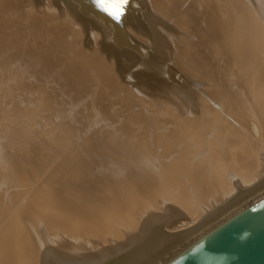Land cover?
I'll return each instance as SVG.
<instances>
[{
  "label": "bare ground",
  "instance_id": "obj_1",
  "mask_svg": "<svg viewBox=\"0 0 264 264\" xmlns=\"http://www.w3.org/2000/svg\"><path fill=\"white\" fill-rule=\"evenodd\" d=\"M83 1H86V0H44V1H42V3H44L45 5H46V3H48V4L51 3L54 7L53 9L51 8L53 10L52 13H54V15L60 14V16H57L58 18L56 17L57 19H60L62 12H66L67 16L68 15L72 16L71 14H74V13H75V15L79 16L80 15V13H79L80 8L78 7V5L82 4ZM87 1H89V0H87ZM93 1H96L97 3L99 2V4L102 5L104 7V9H106L105 13L100 15V13L98 14L96 12L97 14H95V16L93 14H92L93 16H90V15H89L90 17L87 16L88 17L87 25L90 26L89 29L85 30L84 27H82L80 24H78V22L75 23L80 28V31H79L80 35H82L85 31L89 32V34H92L91 38H88V37L86 38V40L87 39H89V41L91 40L90 43H88V45L90 44L89 45V47H90L92 44V47H90V48L88 47V50L84 49L85 54L83 53V55H80V54H78V52H76V49L74 48L75 46H72V45H74V43H73L74 41L70 40V46L73 47L75 50V51H73V53L75 55L77 54L76 56L78 57V59H76V60L83 61L82 62L83 64H77L78 62L76 63L75 62L76 60L73 61L71 57H68V58H70V60L75 62L72 65H70L68 63L64 64V61H63L64 59L63 60L57 59L56 63H53L52 61H50V62H47V64L56 65V67L58 66V68L60 67V70L61 71L63 70L65 72V77L68 76V79H69V81H71V85L74 89H76V88H79V89L90 88L93 85V83L96 82V85L98 84V91L100 93L99 96H104V95L110 93L111 91H113L109 87L108 88L106 87L107 80L109 79L110 82L115 83V84L117 83V87H119L118 85H120V87L118 89L125 91L123 93L125 94V96L129 100L133 98L134 91H142V92H146V94L148 92L151 95V97L153 96L156 99V101L161 100L163 97L165 99V96L169 97V99L172 100V101L171 100H169V101H171V103L173 102L175 104V106L177 105L176 106L177 109L173 105V107L175 109L172 108V112H171L172 116L174 115L175 118H178V122L183 125V127L181 126L180 128L175 129L176 135H174L177 137V141L180 142V146L179 147L177 146L179 148V154H177V155H179L182 170L185 171V174H186V172H188L190 183L197 181L198 184H200V186L195 184L196 186L194 185L195 186L194 190L190 191L188 189L189 185L187 186L184 183V180L186 181V179H182V176H174V177H161L160 176V177H157L156 174H153L156 176V177L153 176L154 178L152 176H150L152 178H140V177L136 178V179H116L115 178L116 179L115 180L112 176H110L113 178V180H98V181H88L87 180L86 181V180H84L85 178H83L84 173L82 174L81 171H78L79 168H77L78 170H75V167H73L74 162H76L78 160L74 159V161H73V159L70 156H67L66 159H68V157H70L71 159L68 160L69 162L68 161L66 162L64 160L66 163L64 161H62L61 165L65 164V165H63L66 167V169H65V167H63L64 171L67 170L68 167H69L68 168L69 170L71 169L70 170L71 173H69V175L67 176L69 178L70 182L66 181L67 184L69 185L68 187H66L67 184H64V186L62 185V183H61L62 186L61 185L59 186L58 184H56V181L58 183L59 182L58 179H61V177H60L61 175L59 174L60 176L58 175L59 178H57L58 176L56 177V181H54L55 179L52 180L55 182L54 184H53V182L51 183L52 186L50 184L48 185V183L51 182V180H50V182L48 181V183H44L46 181H43V183H41L40 186H35V187L31 188L30 187L31 185L29 184L31 181V179H29V173H31V171H32L31 168L34 166H31L29 169L28 166H29L30 162H29V160L26 159V157L31 156V155L33 156L34 150H36V153H38L39 150L37 151V149H35V146L38 147L40 145V144H37V142H39V141H37V142L33 141L32 137L33 136L35 137L36 135H38L37 133L39 131H37V132L33 131L31 133L26 134L27 140H25L23 138L24 133L20 134V135H22V137L18 136L17 138L20 139V137H21L26 142L23 144L24 149H22L21 152L23 153V150L26 149V151H27L29 149L26 153L22 154L21 156L19 155L21 158L20 162H21V164L28 165L27 171H29V173L25 170L26 168H24L23 165L20 164V166L24 168V171H23V169H20V166H19L20 170H19V172L17 171L18 172L17 174L20 173L21 176L19 175L20 177L18 176L17 180L20 179V181L21 180L23 181V183L20 182V185L22 184L21 187H24V188L26 187V189H27L28 185H29L30 190L25 189L24 193L22 191L21 195L23 197L22 196L20 197L19 196L20 194L17 195L18 197L22 198V201L25 199L23 202V204H25V206H22L21 205L22 203L20 204L22 206L21 210L17 211L16 206H15V210L17 212L21 211V213L16 214V216L13 219V221H14V223H16L17 227L15 226V224L10 225V223H9L7 225V221H5V219H4V218H6L5 217L6 213L3 212L4 213V218H3L4 220L0 226V264H157L159 261L161 262L162 259L170 253V251L175 249L179 243H181L185 240L186 241H188V240L192 241V239H191L192 237H193V239H195L196 237L199 238V237L205 235L206 233H208V231L212 230L214 228V226L217 225V223L218 224L221 223L222 221L233 216V214L240 211L241 209L239 206H240V204L243 203V201L247 200V198L251 197V195H254V194L256 195V197H258L259 195L257 196V194L260 193V191L262 189H264V164L257 163L255 161V159L250 163L248 161L246 163V168H245L244 172H241L240 169L236 166V164H235L236 161L234 159V158H236L238 160L239 159H242V160L247 159L248 155L250 154L247 147L251 143V139H249V136L247 135V133L252 132L253 135H257V123L261 124L260 126L262 128V131L264 132V99H262L263 97L261 99L259 97V96L263 95V93L261 95H258L259 102H258L257 110L255 111V114L250 112V111L249 112L246 111L244 109V107L239 105L238 109L237 110L235 109V113H234L235 115L230 114V117H229L228 116L229 114L226 112L227 108L221 105V102H223L225 99L224 97L227 96L226 91H223L226 88L225 86H224L225 88L223 87L224 89L222 88L223 90L220 92H207L205 90L206 88H205L204 84L201 83L202 85H198L197 87L195 86L196 87L195 88L194 85L192 83H190L191 78L193 77V73H197V70L194 67H192V65L189 63L191 61L184 62L185 67H187V69H189V71L191 68L193 69L192 70L193 73L191 75H188L187 72H185L183 70L181 71L182 67L179 68V66H177L178 61L175 60L174 55H172L175 53L172 52V54H170L171 50H173L172 48L175 47V46H173V47L171 46V43H172L171 39L173 38L171 35L172 32L166 31L167 29L173 28V29H176L177 32H179L177 34L178 36H180V37L182 36V38L178 39L179 43L174 48V49H176V51L179 48V50H178L179 52H180V50H183L185 52L187 51L186 53L188 55H189L188 51H190V53H192L193 49L192 50L189 49V46L186 44V41H184L185 37H183L186 34V26L184 25V22L186 21L185 17H187V18L192 17L193 18V15L188 13L189 9L185 11L182 8H180L184 11V12L182 11L183 12L182 18L184 20H180L181 23L177 25V23H175L173 21V18H172L175 15V12H177V11H175V12L173 11L174 13L170 12L171 10H175V8H173L175 4L172 6L171 3L175 2L176 0H161V1H159V0H145L146 4L145 3L141 4V2H140L138 4H134V6H132L131 9H128V10L125 9L128 12L127 16L123 17L121 19H119L118 17H114V16L112 17V15H113L114 11H123L122 6L112 5V3H113L112 0H93ZM93 1H91V2H93ZM162 1L165 2L164 3L165 6H164ZM198 1H200V0H198ZM211 1L212 0H205V3H209ZM214 1L220 2L221 0H214ZM214 1H212V2H214ZM229 1H231V0H229ZM258 1H259L258 20H259V30H260V34H261V32L264 30V0H258ZM227 2L224 3L227 5V7L225 6L226 12L230 11L232 9V8L230 9V7H228L229 3L227 4ZM147 3H148V5H147ZM180 3H183V1ZM39 4H38V6H39ZM186 4H188V3H186ZM144 5L147 7L145 8ZM214 5H215V3H214ZM42 7H45V6H42ZM219 7H222V6L219 5ZM219 7H217V10ZM87 8H88V6H87ZM124 8H126V7H124ZM225 9H223V10H225ZM223 10H222V12H223ZM48 11H50V8ZM178 11L181 12V10H178ZM194 11L195 12L193 14L196 15L198 10L196 11V9H195ZM204 11L206 12L207 9L202 10V12H204ZM218 11H221V10L219 9ZM187 13L189 14V16H187ZM213 13H215V9H214ZM213 13H212V15H213ZM221 13H219V14H221ZM212 15L210 17L211 18L213 17V19L210 18L211 19V20L209 19L210 23L209 22L208 23L210 26H213V28L216 30L219 27V22L221 21L220 19L222 17L220 16L221 17L220 18L217 16L214 18V16H212ZM72 17H74V15ZM206 17H208V16H206ZM225 17L227 18L226 15H225ZM231 19H233V18H231ZM242 21H243V23L241 25V28H242V26L243 27L248 26V24L250 23V20L248 19L247 16L244 17L242 19ZM54 22H55V20H54ZM166 22H170V23L167 24ZM83 23L86 24V21L83 20ZM223 23L224 22H222V24ZM196 24H197L196 26L199 25L198 23H196ZM225 24H226V20H225ZM77 25H76V27H77ZM118 25H124V26H123V28L117 30L115 27L116 26L118 27ZM175 25H177V27ZM139 26H141V30L144 32V35H145L144 45H140V46L136 42H134L131 38L132 31H134L135 28L139 29ZM227 26H228V24H227ZM206 28H207V26H206ZM222 28L225 29L224 26H222ZM228 29H230V28L228 27L226 29L227 32H228ZM243 29H245V28H243ZM218 31H219V29H218ZM218 31H217V33H218ZM235 31H237V30H235ZM77 33H78V31H77ZM215 33H216V31H215ZM224 33L222 32V34H224ZM232 33H233V31H232ZM85 34H84V36H85ZM89 34L87 33V35H89ZM80 35H79V37H80ZM212 35H211V38H212ZM205 36H206V34H205ZM200 37H202V39H204L203 34ZM226 37H225V39L228 38V37L227 38ZM211 38H209V39L212 40L213 38L212 39ZM210 40H209V42H210ZM216 40H218V38ZM216 40H215V42H218L220 39L218 41H216ZM1 41H2V38H1ZM89 41L87 40V42H89ZM142 41H143V39H142ZM25 43H27V42H25ZM182 43H183V45H182ZM53 44H54V42H53ZM67 44H69V43H66V45ZM99 44H101L100 48H99ZM51 45L49 47H51ZM59 46H57V47H59ZM76 46H77V44H76ZM219 46H220V44H219ZM54 47H55V45H54ZM73 48H71V50ZM76 48H79V47H76ZM221 48H223V47H221ZM102 49H103V51H102ZM56 51H57V49H56ZM58 51H60V49ZM78 51H80V53L82 54L83 49H82V51L81 50H78ZM64 52H65V50H64ZM102 52H103V56H102ZM212 52H213V50H212ZM183 53L184 52H181V55ZM95 55H98V56H95ZM188 55H187V57H188ZM193 55H195V54H193ZM55 56H57V55H55ZM70 56H72L71 53H70ZM76 56H74V58ZM199 56L197 58H199ZM14 57H16V56H14ZM66 57H67V55H66ZM95 57H97L96 62L98 63V64L96 63V66L94 63H92L93 60L88 61V59H93ZM102 57H103V59H102ZM193 57H195V56H193ZM7 58L8 57H6V59ZM20 58L23 59V57H20ZM15 59L17 60V57ZM48 59L50 60L49 57H48ZM207 59L209 60V58H207ZM21 60L18 59V61H21ZM230 61H231V59H230ZM21 64L22 63H20L19 65H21ZM198 64H200V63H198ZM208 64H209V62H208ZM25 65H26V63H25ZM35 66H37V65H35ZM39 66L41 67V65H39ZM45 66H47V65L45 64ZM200 66L202 67V64ZM230 66H233V65H230ZM35 68L39 69V67H35ZM178 68L180 69V71H178V72L182 73V75L184 76L183 78L178 77V72L176 70ZM205 68H203V69H205ZM32 69H33V67H32ZM41 69H42V67H41ZM206 69H208V68H206ZM109 70H110V72H109ZM41 72H43V71H41ZM108 72H109V75L107 74ZM215 72H217V71H215ZM52 73H53V71H52ZM119 73L123 74L124 76L128 75V74L129 75L131 74V75L128 76V78H126V80H124L125 82H121V78H119V76H118V78L116 77L117 74H119ZM231 74H232V72H231ZM50 75L51 74L48 73V76H50ZM61 75L64 76L63 73ZM215 75H216V73H215ZM43 76H45V75L43 74ZM4 77H5V74H4ZM206 77H208V75ZM213 77H214V75H213ZM213 77H212V79H214ZM229 77H230V75H229ZM232 77L233 76H231V78ZM51 78H52V76H51ZM224 78H225V76H224ZM50 79H49V81H50ZM214 80L217 81L218 79H214ZM46 81H48V80H46ZM53 81H51V83ZM60 81H62V80H60ZM69 81H67V84L69 83ZM216 81H214V83ZM51 83H49V84H51ZM53 83L55 84V82H53ZM62 83H63V81H62ZM261 83H262V81H261ZM262 84H264V83H262ZM22 85H24V84H22ZM224 85H225V83H224ZM18 86H21V85L19 84ZM53 86H51V87L54 88ZM56 86H57V88H59L58 84ZM219 86H221V85H219ZM13 87L14 86H12V89H13ZM9 88H10V86H9ZM26 88H28V87H26ZM57 88H56V90H57ZM64 88H65V86L63 87V89ZM66 88L69 89L67 87V85H66ZM51 89H50V91H51ZM96 90H95V92H96ZM2 91H4V90H2ZM66 91L67 90H65V92ZM68 91H70V90H68ZM17 92H18V90H17ZM55 92L56 91H54V93ZM23 93H24V91H23ZM44 93H45V91H44ZM59 94H61V92H59L58 95ZM67 95H68V93L66 94V96ZM88 95H89V92H88ZM162 95H164V96L162 97ZM53 96H55V95H53ZM62 96H64V95H62ZM55 97L57 98L58 96H55ZM88 97H91V96L89 95ZM61 98L63 99V97H61ZM67 98H69V95L67 96ZM43 99H44V97H43ZM88 99H91V98H88ZM155 99H151V100H155ZM15 100H16V98H15ZM58 100H59V98L56 100L57 103H58ZM64 100H66L65 97H64ZM83 100H84V97H83ZM68 101H69V99H68ZM82 101H81V104H82ZM241 101H243V100H241ZM23 102H24V100H23ZM45 103H46V105L43 103L44 106L45 107L48 106V103L47 102H45ZM59 103H60V105L62 104V102H59ZM115 103H117V102H115ZM43 104L40 106H43ZM70 104H71V102H70ZM75 104L78 105L80 103H75ZM202 104L206 106L205 111H203V110L201 111L202 108L199 107ZM74 106L75 105L73 104V107ZM84 106H82V107H84ZM178 106H180V107H178ZM208 106H209V108H208ZM45 107H42V109L44 111L46 110V109H44ZM113 107H114V105L112 106V108ZM90 108H91V106H90ZM39 109L40 108H38V110H36L37 112L35 113L34 120L32 121V122H34V124H31V120H28V121H30L29 125H31L30 130L32 128V125H34L33 127L36 126V124H35L36 120H38V117L43 113V111H41L42 109L41 110H39ZM71 109L73 110L72 111V113H73L74 109L73 108H71ZM47 110H48V108H47ZM65 110H69V108L65 109ZM15 111L17 112V109ZM93 111H94V109H93ZM111 111L113 112L114 110L111 109ZM48 112H49V110H48ZM68 112H70V110ZM94 112H97V110ZM15 114H17V113H15ZM52 114H53V112H52ZM250 114H254L255 117L251 118ZM25 115H27L26 112H25ZM55 115H52V116H55ZM65 115H66V112H65ZM70 115H71V117L72 116L74 117L73 114H70ZM92 115H93V113H92ZM94 115H95V113H94ZM19 116H20V114H19ZM49 116H51V115H49ZM76 116H78V114ZM68 117H69V115H68ZM78 117H81V116H78ZM26 118L27 117L25 116L24 119H26ZM40 118H41V116H40ZM43 118H45V117L43 116ZM126 118L128 120H131V117L129 114H127ZM66 119H68V118H66ZM66 119L64 118L65 121H66ZM252 119H254V120H252ZM16 120H18V119H16ZM69 120H70V118H69ZM72 120H74V118ZM72 120H70V121H72ZM13 121H15V120H13ZM39 121H40V123L43 122L41 119H39ZM47 121H48V119H47ZM84 121H85V119L83 120V123H84ZM22 122H25V121L23 120ZM27 122H25V124H28ZM72 122H74V121H72ZM94 122H95V124L97 123V125H98V122H103V121L98 120V122H96L95 120H93L92 123L94 124ZM40 123H38V124H40ZM89 123H90V120L88 122V125L92 126ZM105 123H108V122H104V125L106 126ZM116 123H118V122H116ZM25 124L23 126H26ZM65 124L68 125L67 123H65ZM85 124H84V126H85ZM111 125L112 124H110L109 126L111 127ZM19 126H17L18 129L22 128L21 126L20 127ZM44 126L45 125L43 124V126H42L43 129H44ZM77 126H78V128L80 127L79 125H77ZM205 126H207L208 128H206ZM15 127H16V125H15ZM63 127H64V125H63ZM94 127H96V126H94ZM36 128H37V126H36ZM58 128L62 129L59 126H57V124H55L54 121H52L48 127V130H46V127H45L46 133L42 134V132H41V135L42 136L44 135L46 138L48 137V139L50 140V138L54 137L56 132H58V130H59ZM136 128H138V127H136ZM143 128H145V127H143ZM39 129H40V127H39ZM74 129H75V127H74ZM98 129H99V127H98ZM182 129H185V130H182ZM22 130L25 131V129H22ZM27 131H29V130L27 129ZM62 131H63V129H62ZM85 131L86 130H83L82 132L84 133ZM150 131H151V129H150ZM63 132L65 133V131H63ZM76 132L77 131H75V134H76ZM87 132H85V134ZM90 132H92V131H90ZM122 132H123V130H122ZM205 132L208 133L206 136H208V138H209L208 140L210 141V142L209 141L208 142L211 145V146L209 145L211 148L209 150L206 149V146L205 147L203 146V144H204L203 138L205 137V135H204ZM101 133L102 132H100V134ZM65 134L62 136V138L65 137ZM79 134H82V133H79ZM100 134H98V135H100ZM147 134H149V133H147ZM12 135L15 136V134H12ZM12 135H9V138H10V136L12 137ZM5 136H6V134H5ZM79 136H77V137L79 138ZM81 136H83V134ZM86 136H87V134H86ZM182 136H185L186 138H184ZM66 137H68V136L66 135ZM77 137H76V139H78ZM88 137H89V135H88ZM88 137H87V139H88ZM92 137H93V135H92ZM29 138H30V142L28 140ZM85 139H86V137H85ZM5 140H6V138H5ZM14 140L15 139H13L12 141H14ZM94 140H95V138H94ZM97 140H100V139H97ZM147 140H149V139H147ZM0 141H1V139H0ZM17 141H18V139H17ZM57 141L58 140H56V142ZM59 141H62V140L60 139ZM65 141L64 142L62 141L61 143L64 144ZM67 141L69 144H67V143H65V144L70 146V142L72 140L71 141L67 140ZM78 141H79V139H78ZM78 141L75 142L76 145H77V143H79L77 146L74 144L73 141H72V143L76 147H79V145H80L79 148L81 149V147L84 146V144L82 145V144H80L81 142L80 141L78 142ZM85 141H84V143H85ZM103 141H105V140L103 139ZM120 141L122 142L121 139H120ZM10 142H11V140H10ZM53 142L52 141H45V143H43V145L45 144L44 146L42 145L43 149L40 151V153L35 155L37 157V159L40 156H44L46 160L54 159L58 156L57 153L55 152V149L58 150V147H59L58 145H60V144L57 142L58 147L56 146V148H54L55 141L53 140ZM126 142H128V141L126 140ZM130 142L133 143V140L131 141V139H130ZM208 142H207V144H208ZM14 143H16V141ZM20 143H22V140L20 141ZM52 143H53V145H52ZM106 143H105V146L108 147V145H106ZM116 143H117V141H116ZM12 144H13V142H12ZM73 144H72V147H73L74 151L77 150L80 153V151L78 150L79 148L75 149ZM128 144L130 145L129 142H128ZM14 145H16V144H14ZM117 145H119V144H117ZM17 146L19 147V145H16V147ZM64 146H66V145H64ZM103 146L104 145H102L101 150H102ZM62 147H63V145L61 146V148ZM119 147H120V145H119ZM40 148H41V146L39 147V149ZM128 148H129V146H128ZM63 149H64V147H63ZM66 149H68V148L66 147ZM73 149H70V150L68 149V151L66 150L67 152H65V154L67 153L69 155L73 151ZM85 149H86V147H85ZM105 149L107 152L105 150H104V152H106L108 155L109 149L108 148H105ZM133 149H134V147H133ZM11 150L8 152L9 154L12 152ZM13 150H14L13 152L15 153L16 148L14 147ZM59 150H62V149H59ZM83 150H84V147H83ZM175 150H177V149H175ZM59 152H61V151H59ZM115 152H117V151L115 150ZM14 153H13V155H15ZM144 153H146V151ZM172 153H174V152H172ZM54 154L57 156H55ZM63 154H64V152H62V155ZM74 154H76V152ZM110 154L112 156H114L112 154V150H111ZM60 155H61V153H60ZM83 155H85V154H83ZM86 155H87V153H86ZM52 156H55V157L52 158ZM61 156H59V157H61ZM88 156H89V154H88ZM88 156H86L87 159H89ZM109 156L110 155H108V157ZM174 156L176 158L175 153H174ZM8 157H6V158H8ZM117 157H115V160L118 159V161H120V159H119L120 157L119 158H117ZM30 158L32 159V157H30ZM80 158H81V156H80ZM80 158H79V161H80ZM111 158L113 159V157H111ZM156 158H158V157L156 156ZM165 158H164V160H165ZM9 159H11V158H9ZM41 159H43V158H41ZM45 159H44V161L43 160L41 161L40 159H38V160H40V162H43V164H44ZM112 159H110L111 160L110 163L112 162ZM124 159L125 158H123V160ZM153 159H154V157H153ZM17 160H18V158H17ZM82 160L83 159H81V161ZM105 160H108V159L106 158ZM89 161L90 160H88V162ZM171 161L174 162L173 160H171ZM178 161H177V165H178ZM70 162L73 163L72 166H70L71 165V164H69ZM128 162L129 161H127L126 163H128ZM11 163L13 164L14 162H11ZM18 163H19V161H17V164ZM48 163H50V161ZM107 163H109V161ZM121 163H122V161H121ZM136 163L138 164L140 162H136ZM36 164H37V162H36ZM46 164H47V161H46ZM54 164H56V163H54ZM78 164H80V163H78ZM78 164H77V166H78ZM128 164H131V163H128ZM153 164L155 165V163H152L151 166ZM162 164H163V162H162ZM14 165H15V163H14ZM14 165H12V166H14ZM44 165H42V166H44ZM51 165H52V162H51ZM61 165H60V167H61ZM84 165H83V168H84ZM87 165H88V163H87ZM92 165H93V163H92ZM124 165H125V163H124ZM164 165H165V163H164ZM39 166H40V164H39ZM102 166H103V162H102ZM120 166H121V164H120ZM153 166H152V168H153ZM10 167H11V165H10ZM10 167H8V168H10ZM88 167H90V166H88ZM134 167H135V165H134ZM1 168L2 167H0V170H1ZM15 168H16V165H15L14 169ZM49 168L50 167L48 164V168H46L47 171ZM158 168H156V169H158ZM164 168H166V167H164ZM32 169H34V168H32ZM52 169L54 170V166L52 167ZM56 169L58 172V168H56ZM111 169H113V166H111ZM2 170H5V169L3 168ZM34 170L37 171V169H34ZM51 170H49V171H51ZM80 170H82V169H80ZM88 170H90V169H88ZM108 170H110V169H108ZM174 170H176V168ZM62 171L63 170L59 171V173H61ZM210 171H211V173H210ZM38 172H39V170H38ZM51 172L53 173V171H51ZM67 172H69V171L67 170ZM134 172H138V171H134ZM177 172H180V171H177ZM6 173H7V171H6ZM172 173H173V171H172ZM236 173H240L242 176L240 178H236V176H235ZM7 174H10V173H7ZM42 174H43V172H42ZM51 174H50V176H51ZM61 174H65V172L61 173ZM3 175L5 176V174H3ZM16 175L14 174V177ZM32 175H33V173H32ZM206 175H208V178ZM4 176H1V178H3ZM12 176L10 174L9 181H10V178ZM90 176H91V174H90ZM44 177H46V176H44ZM51 177H54V176H51ZM64 177H66V176L64 175ZM87 177H88V175H87ZM6 178H8V175ZM44 179L47 180V177ZM13 180H15V178ZM48 180H49V178H48ZM34 182L35 181H33V184H34ZM5 183H6V181H5ZM5 183H4V185L8 184V183H6V184ZM18 183H17V185H18ZM1 184H2V182H1ZM33 184H32V186H33ZM9 186H11V185H9ZM18 186H16V187H18ZM13 187H14V185H13ZM64 187H66V188H64ZM0 188H1V186H0ZM156 188H157V190H156ZM9 189L10 188H8V190ZM17 189L18 188H16V191H17ZM154 190H156V191L154 192ZM0 191H2V189ZM18 191H20V189ZM16 193L18 194V192H16ZM13 196L15 198V195H13ZM6 197H5V200L8 199ZM11 198L13 199V197H10V201H11ZM253 198H254V196H253ZM259 199H257V200H259ZM1 201H3V200L1 199ZM8 201L6 203H8ZM14 201H16V199ZM20 202H21V199H20ZM13 203L15 204L16 202H13ZM17 203H19V201ZM207 203H208V205H207ZM17 205H19V204H17ZM10 213H12V212H10ZM13 213H14L13 214V216H14L15 212H13ZM6 220H8V219L6 218ZM27 221L30 222V225L34 223L33 227L31 225L32 229L27 230L29 225L25 229L26 224H28ZM190 224H192V225L194 224V226L192 228L187 229L186 231L176 233L175 235H173L174 233L173 234L171 233L172 235H168L167 233H165V230H168V229L169 230H176V229H180L182 227H186ZM28 232H30L29 234L32 238H28V236H29Z\"/></svg>",
  "mask_w": 264,
  "mask_h": 264
},
{
  "label": "rangeland",
  "instance_id": "obj_2",
  "mask_svg": "<svg viewBox=\"0 0 264 264\" xmlns=\"http://www.w3.org/2000/svg\"><path fill=\"white\" fill-rule=\"evenodd\" d=\"M42 1H44V0H0V32H1L0 33V99H1L0 100V134H1L0 135V139H1V141H0V167H2L1 170L4 168L7 171V173H10L11 176L13 175L10 178V181H9L10 174H7L5 170H2L3 172L0 170L1 171L0 175L2 174L1 176H4L3 174H5V176L7 177V175H8V178H6L5 176L3 178H1V176H0V186H1L0 190L2 189V191H3V192L0 191V194H1L0 195V210H1L0 211V217L2 218V219L0 218V226H1L2 222H3V220L5 219V221H7V225L10 223V225H12V224L14 225L15 224V226L17 227V225H16V223H14L13 219L16 216V214H20L21 213V211H19V212H17V211L21 210L22 206H25V204H23L25 199L23 198L24 200L22 201V198H20V197L22 196L21 195L22 191L24 193V191L26 189V187L25 188L21 187L22 184L20 185V182L23 183V181L22 180L20 181V179L17 180L18 176L20 175V173L19 174H17V173L19 172L20 169H23V171H24V168H26L25 170L27 171L28 167L30 169L31 166H34L32 168L37 169V171H36V170L31 168V170H32L31 173H29V171H27L29 173V179H31V181L29 183L31 185L30 186L31 188L35 187V186H40L41 183H43V181H46L44 183H48V181L50 182V180H51V182L48 183V185L50 184L52 186L51 183L52 182H53V184L55 183L54 181H56V177L59 174L61 175V176L60 175L59 176L61 177L62 180L58 179L59 182L57 183V181H56V184H58L60 186L61 183H62V185L64 186V184H67V182H70V180H69V178L67 176L69 175V173H71L70 172L71 169L69 170L68 169L69 167L67 166L68 167L67 170L69 172H67V170L64 171L63 167H65V166H63V165H65V164L61 165V163L64 160L67 162L71 158L73 159V161H74V159L78 160V161L74 162L75 165L70 162L69 163V164H71L70 166H72V164H73V167H75V170H78L77 168H79L78 171H81L82 174L84 173L83 174L84 175L83 178H85L84 180H86V181L87 180L88 181L113 180V178L114 179L115 178L116 179H136V178H139V177L140 178H152L153 176H155L153 174H156L157 177H160V176L161 177L182 176V179H186V181L184 180V183L187 186L189 185L188 189L190 191L194 190V188L196 186L195 184L200 186V184H198L197 181L190 183L188 172H186V174H185V171L182 170L180 158H179V155H177V154H179V148L178 147L180 146V142L177 141V137L174 136V135H176L175 129H178L181 126L183 127V125L178 122V118H175L174 115L172 116L171 112H172V108H174L173 105L175 106V104L173 102H172L173 104L171 103L172 100L169 99V97L165 96V99H164V97H163L164 95H162L163 98L161 100H159V101L158 100L156 101V99L153 96H152L153 97L152 98L151 95L148 92H147V94H148L147 95L146 92L134 91L133 98L129 100L125 96V94L123 93L125 91H123L121 89H118L120 87V85H118L119 87H117V83L116 84L112 83V82H110L109 79L107 80V83L105 82L106 83V87L107 88L109 87L113 91H111L110 93H108V94H106L104 96H99L100 93L98 91V84L96 85V82L93 83V85H92L93 87L91 86L90 88H85V89L76 88V89H74L72 87V85H71V81H69V79H68V76L65 77V72L63 70L61 71L60 67L58 68V66L56 67V65L47 64V62H50V61H52L53 63H56L57 59H62V60L64 59L63 60L64 64L68 63V64L72 65L75 62L76 63L78 62L77 64H83L82 63L83 61L76 60V59H78V57L76 56L77 54L75 55L73 53V51H75L74 50V48H75L76 52H78V54L83 55L84 49L88 50V47L90 45V44L88 45V43H90V41H91V40L89 41V39H87L89 41V42H87L86 38L87 37L91 38L92 34H89V32L85 31L82 35H80V32H79L80 28L75 23L78 22V24H80L82 27H84L85 30L89 29L90 26L87 25L88 17L93 16V15L95 16V14H97V13L98 14L100 13V15H102V14L105 13L106 9H104V7L99 4V2L97 3L96 1H93V0H91L93 2H91L90 0L89 1L86 0V1H83L82 4L78 5V7L80 8V11H79L80 15L79 16L75 15V13L71 14L72 16L74 15V17H72L70 15L67 16L66 12H62L61 13V18L62 19L59 17L61 19L60 20V19H57L58 18L57 16H60V14L59 15H54V13H52V11H53L52 9L54 8L53 5L51 3L50 4L46 3V5H45L44 3H42ZM112 1H113L112 5L122 6L123 7V11L124 12L123 11H114L115 14L113 13V15H112V17L113 16L114 17H118L119 19H121L123 17H126L127 13H128L126 10L131 9L132 6H134V4H138L140 2H141V4L142 3L146 4L145 0H112ZM159 1H161V0H159ZM182 1H183V3H180ZM200 1H198V0H181V1L180 0H176L175 2L171 3L172 6L175 4L174 7H173V8H175V10H171L170 12L177 11L179 13L178 14L177 12H175V15L172 17L173 21L175 23H177V25L181 23L180 20H184L182 18V13L184 12L183 10L186 11V10L189 9L188 13L193 15V18L192 17H190V18L188 17L189 18L188 19L187 17H185L186 21L184 22V25L186 26V34L183 37H185L184 41H186V44L189 46V49H191V50L193 49L192 50L193 52L192 51L191 52L193 54H195V55L190 53V51H188V53H189V55H188L186 53L187 51L185 52L183 50H180V52H179L178 51L179 48H178L177 51H176V49H174L176 47V45L179 43L178 39L182 38V36L181 37L178 36L177 34L179 32H177L176 29H173V28H170V29L166 30V31L172 32L171 35H172L173 38L171 39L172 40L171 41L172 42L171 46L172 47L175 46L174 48H172L173 50H171L170 54H172V52L175 53V54H172V55H174V59L178 61L177 62L178 65L177 66H179V68L182 67L181 71L183 70V71L187 72L188 75H191L193 73V71H192L193 69L191 68L190 71H189V69H187V67H185L184 62L191 61L189 63L192 65V67H194L197 70V73H193V77L191 78V81H190V83H192L194 85V87L195 86L197 87L198 85L204 84L205 88H206L205 90L207 92H220L226 87L223 91H226V95L227 96L224 97L225 99H224L223 102H221V105L227 108L226 112L229 114L228 115L229 117H230V114L235 115L234 114L235 113V109L237 110L239 105L244 107V109L246 111H248V112L250 111V112L255 114V111L257 110V106H258V102H259V97H260V99L262 97H263L262 99H264V91H263L264 90V84H262V83H264L263 82L264 81V74H263L264 73V30L260 34L259 20H258L259 1L258 0H231V1H229V0H226V1L225 0H221L220 2H218V1L212 0L214 2L211 1L209 3H205V0L204 1L200 0ZM162 2H163V4L165 3L164 1H162ZM185 2L188 3V4H186ZM226 2H227V4L229 3L228 7H230V9L232 8L230 11H227V12H226V9H225V6L227 7V5L224 4ZM214 3H215V5H214ZM38 4H39V6L40 5L41 6L39 7ZM147 5H148V3H147ZM219 5L222 6V7H219ZM42 6H45V7H42ZM87 6H88V8H87ZM164 6H165V4H164ZM124 7H126V8H124ZM146 7L147 6H145V8ZM217 7H219L218 10L220 9L221 11H218ZM49 8H50L51 12L48 11ZM180 8H182L183 10L180 9ZM177 9L181 10V12L178 11ZM195 9H196V11L198 10L197 14L195 13L196 15L193 14L195 12L194 11ZM204 9L205 10L207 9L208 12L207 11H206L207 13L205 11L202 12V10H204ZM214 9H215V13L217 15L215 13H213ZM223 9H225V10H223ZM222 10H223L224 13L222 12ZM211 12L213 13V15H212ZM218 12L219 13L222 12V13L219 14ZM188 13H187V16H189ZM211 15L214 16V18L217 17V16L218 17H220V16L222 17V18L220 17L221 21L219 20L220 22H219V27H218L220 32L218 31V29L215 30L213 28V26L209 25L210 20L213 19V17L212 18L210 17ZM225 15L227 16V18L225 17ZM206 16H208L209 18L206 17ZM246 16L250 20V23L248 24V26H246V27L242 26V28H241V25L243 23L242 19L244 17H246ZM231 18H233V19H231ZM53 19L55 20V22H54ZM224 19L226 20V24H225V20ZM83 20L86 21V24L83 23ZM222 22H224V23L222 24ZM166 23L169 24L170 22H166ZM196 23L199 24L198 25L199 27L196 26L197 25ZM227 24H228V26H227ZM76 25H77V27H76ZM177 25H175V26L177 27ZM123 26L124 25H118V27L116 26L115 28L117 30H119V29L123 28ZM206 26H207V28H206ZM222 26H224L225 29H223ZM225 26L227 28L228 27L230 28V29H228V32H227V30H226L227 28ZM243 28H245V29H243ZM235 30H237V31H235ZM77 31H78V33H77ZM215 31H216V33H215ZM217 31H218V33H217ZM232 31H233V33H232ZM222 32L223 33L225 32L228 36L225 33H224L225 35L222 34ZM87 33L89 35H87ZM78 34L80 35V37H79ZM84 34H85V36L86 35L87 36L85 37ZM202 34H203V38L204 39H202V37H200ZM205 34H206V36H205ZM132 35H131V38H132V40L134 42H136L139 46L140 45H144L145 35H144V32L141 30V26H139V29L135 28V30L132 31ZM211 35H212V38L214 40L211 38ZM225 37L227 39H225ZM1 38H2L3 42L1 41ZM209 38H211L212 40H210ZM215 38L216 39L218 38V40L220 39L219 40L220 42L218 40H216ZM142 39H143V41H142ZM70 40L74 41L73 42L74 45H72V46H75L74 48L70 46ZM209 40H210V42H209ZM215 40L218 41V42H215ZM25 42H27V43H25ZM53 42H54V44H53ZM66 43H69V44H67L68 46L66 45ZM76 44H77V46H76ZM219 44H220V46H219ZM50 45H51V47H49ZM54 45H55V47H54ZM100 45L101 44H99V48H100ZM182 45H183V43H182ZM57 46H59L60 48L57 47ZM76 47H79L80 49L76 48ZM90 47H92V44H91ZM221 47H223V48H221ZM71 48H73V49L71 50ZM56 49H57V51H56ZM59 49H60V51H58ZM82 49H83V52L81 54L80 51H78V50L82 51ZM64 50H65L66 53L64 52ZM212 50H213V52H212ZM102 51H103V49H102ZM181 52H184V53L181 55ZM70 53H71L72 56H70ZM55 55H57V56H55ZM66 55H67V57H66ZM187 55H188L189 58L187 57ZM14 56L17 57V60L15 59L16 57H14ZM74 56H76V57L74 58ZM95 56H98V55H95ZM102 56H103V52H102ZM193 56H195V57H193ZM198 56H199V58H197ZM205 56L207 58H209V60ZM6 57H8V58L6 59ZM20 57H23V59L20 58ZM48 57L50 58V60L48 59ZM68 57H71L73 61H75V60L76 61L73 62ZM18 59L19 60L22 59V60L18 61ZM96 59H97V57H95L93 59H88V61H92L93 60L92 63H94L95 66H96V63H97ZM102 59H103V57H102ZM230 59H231V61H230ZM208 62H209L210 65L208 64ZM20 63H22V64L19 65ZM25 63H26V65H25ZM198 63H200V64H198ZM38 64L41 65L42 69H41V67ZM45 64L47 66H45ZM201 64H202V67L200 66ZM35 65H37V66H35ZM230 65H233V66H230ZM32 67H33L34 70L32 69ZM35 67H39L40 70L38 68L36 69ZM205 67L208 68V69H206ZM179 68L176 69L177 72L180 71ZM203 68H205V69H203ZM41 71H43V72H41ZM52 71H53V73H52ZM215 71H217L218 73L215 72ZM109 72H110V70H109ZM109 72L107 73L108 75H109ZM231 72H232V74H231ZM48 73L51 74V75L48 76ZM62 73H63L64 76L61 75ZM215 73H216V75H215ZM4 74H5V77H4ZM43 74L45 76H43ZM206 74L208 75V77H206L207 76ZM130 75L128 74V75L124 76L123 74L119 73V74H117L116 77L118 78V76H119V78H121V82H125L124 80H126V78H128V76H130ZM213 75H214V77H213ZM229 75H230V77H229ZM51 76H52V78H51ZM58 76L60 78L61 77L62 78L60 79ZM224 76H225V78H224ZM231 76H233V77L231 78ZM178 77L183 78L184 76L182 75L181 72H178ZM212 77L214 79H218L217 80L218 82L216 80L212 79ZM49 79H50V81H49ZM46 80H48V81H46ZM60 80H62L63 83ZM213 80L216 81V82L214 83ZM51 81L55 82V84L53 82L51 83ZM67 81H69V83H70V84L68 83L69 85L67 84ZM261 81H262V83H261ZM49 83H51V84H49ZM224 83H225V85H224ZM19 84L21 86H18ZM22 84H24V85H22ZM57 84H58V87L60 89L57 88V86H56ZM11 85L14 86L13 89H12ZM66 85H67V87L69 89L66 88ZM219 85H221V86H219ZM9 86H10V88H9ZM51 86H53L54 88H52ZM64 86L66 88V89L65 88L64 89L67 90L66 92L63 89ZM26 87H28V88H26ZM56 88H57V90H56ZM50 89H51V91H50ZM2 90H4V91H2ZM17 90H18V92H17ZM53 90L56 91L55 93L57 95L54 93ZM68 90H70V91H68ZM95 90H96V92H95ZM23 91H24V93H23ZM44 91H45V93H44ZM59 92H61V94H59L60 96L58 95ZM88 92H89V95L91 97H88L89 96ZM67 93L69 95V98H67L68 95L66 96ZM262 93H263V95H261ZM53 95L58 96V97L56 98ZM62 95H64V96H62ZM258 95H261V96L258 97ZM43 97H44V99H43ZM61 97H63V99ZM64 97H65L66 100H64ZM83 97H84V100H83ZM15 98H16V100H15ZM58 98H59V100H58V103H57L56 100ZM88 98H91V99H88ZM68 99H69V101H68ZM151 99H155V100H151ZM23 100H24V102H23ZM169 100H171V101H169ZM241 100H243V101H241ZM81 101H82V104H81ZM45 102L48 103V106H46V107L44 106V104L46 105ZM59 102H62V104L60 105ZM70 102H71V104H70ZM115 102H117V103H115ZM75 103H80V104L77 105ZM42 104H43V106H40ZM73 104L75 105L74 107H73ZM113 105H114L115 108L114 107L112 108ZM82 106H84V107H82ZM90 106H91V108H90ZM176 106H175V108H176ZM42 107H45L44 109H46V110L44 111L42 109ZM70 107L73 108V109L76 107L74 109L73 113H72L73 110ZM178 107H180V106H178ZM199 107L202 108L201 111L202 110L205 111V109H206V106L203 105V104L201 106H199ZM38 108H40L39 110L42 109L41 111H43V113L40 115L41 118L39 116L38 120H36V123H35L38 129L36 128V126L33 127L34 125H32L33 129L31 128V130H30V126L31 125H29L30 121H28V120H31V124H34V122H32V121L34 120V116H35V113L37 112L36 110H38ZM47 108H48L49 112H48ZM68 108H69L70 112H68L69 110H65V109H68ZM208 108H209V106H208ZM16 109H17V112L15 111ZM93 109H94V111L97 110V112H94ZM111 109H113L114 111L112 112ZM25 112H26L27 115H25ZM52 112H53V114H52ZM65 112H66V115H65ZM15 113H17V114H15ZM92 113H93V115H92ZM94 113H95V115H94ZM19 114H20V116H19ZM70 114H73L74 117L73 116L71 117ZM77 114H78V116H81V117L76 116ZM127 114L130 115L131 120H128L126 118ZM254 114H250L251 118L255 117ZM49 115H51V116H49ZM52 115H55V116H52ZM68 115H69V117H68ZM25 116L27 117L26 119H24ZM43 116L45 118H43ZM63 117L65 119L66 118H68V119H66V121H65ZM69 118H70V120H72L74 118V120H72L74 122L70 121ZM16 119H18L19 121L16 120ZM39 119H41L43 122L40 123ZM47 119H48V121H47ZM84 119H85L86 122L84 121V123H83ZM13 120H15V121H13ZM23 120L25 122L28 121L27 122L28 124H25V122H22ZM89 120H90L89 124H91L92 126L88 125ZM93 120H95L96 122H98V120L99 121L101 120L103 122H98V125H97V123L95 124V122H94V124H95L94 125L92 123ZM252 120H254V119H252ZM52 121H54L55 124H57V126L62 128L63 131H65L66 134L62 131V129L58 128L59 129L58 132H56L54 137H51L50 140H49L48 137L46 138L44 135L42 136L41 132H42V134H45L46 133L45 132V127H46V130H48V127H49V125L51 124ZM104 122H108V123H105L106 126L104 125ZM116 122H118V123H116ZM38 123H40V124H38ZM65 123H67L68 125H66ZM24 124L26 126H23ZM43 124L45 125L44 129L42 127ZM84 124H85V126H84ZM110 124H112L113 126L111 125V127H110L109 126ZM15 125H16V127H15ZM19 125L22 128L18 129L17 126H19ZM63 125H64V127H63ZM77 125H79L80 127L78 128ZM260 125H261L260 123H257V135H253L252 132L247 133V135L249 136V139H251V143L247 147V149L249 150V153H250L248 155L247 159L246 160H242V159L238 160V159L234 158L235 161H236L235 164L240 169L241 172H244V170L246 168V163L248 161L250 163V162H252L255 159V161L257 163L264 164V132L262 131V128H261ZM94 126H96V127H94ZM39 127H40V129H39ZM74 127H75V129H74ZM98 127H99V129H98ZM136 127H138V128H136ZM143 127H145L146 129L143 128ZM205 127L208 128L207 126H205ZM22 129H25V131H23ZM27 129L29 131H27ZM150 129H151V131H150ZM83 130H86L85 132H87L89 130L86 133L87 136H86L85 132L84 133L82 132ZM122 130H123L124 133L122 132ZM182 130H185V129H182ZM33 131H36V132L39 131L37 133L38 135L35 134L36 136L32 137L33 141H36V142L39 141V142H37V144H40V145L38 147L35 146V149H37V151L39 150L38 153H40V151L43 149L42 145H43V143H45V141H52L53 142V140H54L55 141L54 148H56V146L58 145L57 142L60 139L63 142L66 139L70 140V141L72 140L75 145H76L75 142L78 141V139H79V141L81 142L80 144H82V145L84 144V146L81 145L82 147L80 149L79 148L80 145H79V147H76L79 143H77V145L75 146L72 143V141L71 142L69 141L70 142V146H69V145H67V144H69L67 140L65 141V143H67V144H65V143L63 144V143H61L62 141H59L58 143L60 145H58L59 147L57 146L58 150L55 149V152L57 153L58 156L54 154L55 156H57L56 158H54L55 156H52V158H54V159H48V160H46L44 156H40L38 158L41 161L42 160L44 161V159H45V162H44L45 165L43 164V162H40V160H38L37 157L35 156V155L38 154V153H36V150H34V155L33 156L31 155V156H27L26 157V159L29 160V162L32 165L30 163H29V166L25 165V164H21L20 156L22 154L26 153L29 150L28 149L26 151V149H25V150H23V153L21 152L22 149H24L23 144L26 143L25 140H27L26 134L31 133ZM75 131H77L76 132L77 135L75 134ZM90 131H92V132H90ZM100 132H102V133L100 134ZM146 132L149 133V134H147ZM79 133H82L83 136H81L82 134H79ZM5 134H6V136H5ZM12 134H15V136L12 135ZM20 134H23V138L25 140L23 138H21L22 135H20ZM64 134H65V137L62 138V136ZM98 134H100V135H98ZM207 134H208L207 132L204 133L205 137L203 138L204 139L203 146L204 147L206 146V149L209 150V149H211L210 148L211 145L209 143L210 141L208 140L209 139L208 136H206ZM9 135H12V137L10 136V138H9ZM66 135L68 137H66ZM88 135H89V137H88ZM92 135H93V137H92ZM18 136H21L20 139L22 140V143H20L21 140L19 138H17ZM77 136H79V138ZM76 137L78 139H76ZM85 137H86V139H85ZM87 137H88V139H87ZM182 137L186 138L185 136H182ZM5 138H6V140L7 139L8 140L6 141ZM94 138H95V140H94ZM119 138L122 140V142L120 141ZM13 139H15V140L12 141ZM17 139H18V141H17ZM97 139H100L101 141L97 140ZM103 139L105 141H103ZM130 139H131V141L133 140V143L130 142ZM147 139H149V140H147ZM10 140H11V142H10ZM28 140L30 142V138ZM56 140H58V141L56 142ZM126 140L130 143V145L128 144V142H126ZM15 141H16V143H14ZM84 141H85V143H84ZM116 141H117V143H116ZM12 142H13V144H12ZM207 142H208V144H207ZM53 143H52V145H53ZM105 143H106V145H108V147L105 146ZM14 144L19 145V147L18 146L16 147V145H14ZM61 144L63 145L64 149H63V147L61 148V146H62ZM72 144L74 145L75 149L79 148L78 150L80 151V153L77 150L74 151V149L72 147ZM117 144H119L121 148ZM64 145H66V146H64ZM102 145H104V146H103V148L101 150ZM40 146H41V148L39 149ZM128 146H129V148H128ZM14 147L16 148V152L15 153L13 152L14 151L13 150ZM66 147L69 150L73 149V151L71 152L73 155L70 152H69L70 153L69 155L67 153L65 154V152L68 151V149H66ZM83 147H84V150H83ZM85 147H86V149L88 151L85 149ZM133 147H134V149H133ZM105 148L109 149V150L107 149L109 151L108 155L113 157V159L110 156H109L110 158L108 157V155L106 153L107 151H106ZM59 149H62L63 151L59 150ZM175 149H177V150H175ZM10 150L12 151L10 153L11 155L8 153ZM104 150L106 152H104ZM111 150H112V154L115 157H117V156H118L117 158L120 157L119 158L120 161H118V159L115 160V157L110 154ZM115 150L117 152H115ZM59 151H61V152H59ZM145 151H146V153H144ZM62 152H64L63 155H62ZM75 152H76V154H74ZM172 152H174L176 154V158L177 159L175 158L174 153H172ZM13 153L16 156L13 155ZM60 153H61L62 156L60 155ZM86 153H87V155H86ZM78 154L81 156V158H80V156ZM83 154H85L86 156H88V154H89V156H88L89 159H87V157L85 155H83ZM59 156H61V157H59ZM67 156H70L71 158L68 157V159H66ZM156 156L158 158H156ZM6 157H8V158H6ZM30 157H32V159ZM122 157L125 158V159L127 158V159L123 160ZM153 157H154L155 160L153 159ZM9 158H11V159H9ZM17 158H18V160H17ZM41 158H43V159H41ZM79 158H80V161H81V159H83V160L80 162ZM106 158L108 160H105ZM164 158H165V160H164ZM110 159H112L113 163L112 162L110 163V161H111ZM88 160H90V161L88 162ZM171 160H173L174 162H172ZM17 161H19L18 164H17ZM46 161H47V164H46ZM49 161H50V163H48ZM108 161H109V163H107ZM121 161H122V163H121ZM127 161H129L128 163H131L132 165L126 163ZM177 161H178V165H177ZM11 162L15 163L17 169L16 168L14 169L15 165H14V163L12 164ZM36 162H37V164H36ZM51 162H52V165L54 166V170L52 169L53 166L51 165ZM57 162L58 163L60 162L59 164L61 165L62 168L60 167V165ZM102 162H103V166H102ZM136 162H140V163L137 164ZM162 162H163V164H162ZM54 163H56V164H54ZM78 163H80V164H78ZM87 163H88V165H87ZM92 163H93V165H92ZM96 163L97 164L99 163V164L97 165ZM124 163H125V165H124ZM152 163H155V165L153 164L154 166L152 165L153 168L151 166ZM164 163H165V165H164ZM20 164L23 165L24 168L21 167ZM39 164H40V166H39ZM48 164H49V167H50L48 169V171L52 169L51 171H53V173L51 171H49L50 173L47 171L46 168H48ZM77 164H78V166H77ZM120 164H121V166H120ZM10 165H11V167H10ZM12 165H14V166H12ZM42 165H44L45 167L42 166ZM83 165H84L85 169L83 168ZM134 165H135V167H134ZM19 166H20V169H19ZM88 166H90V167H88ZM111 166H113V169H111ZM8 167H10V168H8ZM55 167L58 168V172H57V169ZM164 167H166V168H164ZM156 168H158V169H156ZM175 168H176V170H174ZM60 169L63 170L65 172V174H61V173H64L63 171L61 173H59V171H61ZM65 169H66V167H65ZM80 169H82V170H80ZM88 169H90V170H88ZM108 169H110V170H108ZM38 170H39V172H38ZM101 171L102 172L104 171L105 173L104 172L102 173ZM134 171H138V172H134ZM172 171H173V173H172ZM177 171H180V172H177ZM42 172H43V174H42ZM32 173H33V175H32ZM89 173L91 174V176H90ZM210 173H211V171H210ZM14 174L15 175L17 174V175L14 177ZM50 174H51V176H54V177H51ZM64 175L66 177H64ZM87 175H88V177H87ZM44 176L47 177V180L44 179V178H46ZM59 176L57 178H59ZM110 176H112L113 178L110 177ZM150 176H152V177H150ZM206 176L208 178V175H206ZM235 176H236V178H240L242 175L240 173H236ZM13 177L15 178V180H13L14 179ZM48 178H49V180H48ZM52 180H54V181H52ZM5 181L8 184H6ZM33 181H35L34 184H33ZM1 182H2V184H1ZM4 183L8 187L6 185H4ZM17 183H18L19 186L17 185ZM32 184H33V186H32ZM9 185H11V186H9ZM13 185H14V187H13ZM192 185L193 186L195 185V186L193 187ZM16 186H18V187H16ZM68 186L69 185L67 184L66 187H68ZM30 187L28 185V188L26 190H30ZM66 187H64V188H66ZM8 188H10V189L8 190ZM16 188H18L17 191H16ZM19 189H20V191H18ZM156 190H157V188H156ZM156 190H154V192ZM15 191L18 192V194ZM12 194L15 195V198H14V196ZM8 195L10 197H13V199L11 198V201H10V197ZM17 195H19L20 197H18ZM253 196H254V198H253ZM257 196L259 198L264 196V189H262L260 191V193L257 194ZM5 197L8 198V199L5 200ZM258 197H256L255 194L251 195V197L247 198L248 201L245 200L246 202L243 201V203L240 204V206H239L240 209H244L247 206L251 205V203H253L255 200L259 199ZM19 198L21 199V202H20ZM1 199L3 201H1ZM15 199H16V201H14ZM7 201H8V203H6ZM18 201H19V203H17ZM13 202H16V203L14 204ZM17 204H19V205L21 204L22 206L21 205L19 206ZM207 205H208V203H207ZM15 206H16V210L17 211L15 210ZM3 212L6 213L5 217L8 220H6V218H4V213ZM10 212H12V213H10ZM13 212H15L14 216H13V214H14ZM29 221H27L28 224H26V227H25V229H26L27 226L29 225L27 230L32 229L33 224H34V223L31 224L32 225V227H31V225H30L31 221L30 222ZM193 226H194V224L193 225L190 224V225H188L186 227H182V228L176 229V230H169L168 229V230H165V233H167L168 235H172L174 233L173 235H175L176 233H179V232H182V231H186L187 229L192 228ZM29 233L30 232H28V235H29L28 238H32ZM191 239H192V241H189V240L186 241L185 240V241L179 243L176 246L175 249L170 251V253L166 257H164L161 262L159 261L158 263L162 264L163 262H165L169 258L173 257L178 251H180V250L184 249L185 247H187L191 242H194L195 239H193V237Z\"/></svg>",
  "mask_w": 264,
  "mask_h": 264
},
{
  "label": "water",
  "instance_id": "obj_3",
  "mask_svg": "<svg viewBox=\"0 0 264 264\" xmlns=\"http://www.w3.org/2000/svg\"><path fill=\"white\" fill-rule=\"evenodd\" d=\"M162 264H264V196Z\"/></svg>",
  "mask_w": 264,
  "mask_h": 264
}]
</instances>
